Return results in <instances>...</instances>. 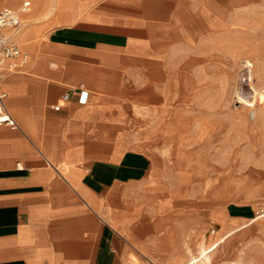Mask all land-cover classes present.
Segmentation results:
<instances>
[{"label":"crops","instance_id":"0c3cea01","mask_svg":"<svg viewBox=\"0 0 264 264\" xmlns=\"http://www.w3.org/2000/svg\"><path fill=\"white\" fill-rule=\"evenodd\" d=\"M255 1L28 0L14 41L29 59L0 84L18 125H0V264H208L264 217L229 229L243 216L227 208L224 232L196 251L200 202L182 178L165 181L136 126L173 97L181 52L216 49Z\"/></svg>","mask_w":264,"mask_h":264},{"label":"rangeland","instance_id":"374dc122","mask_svg":"<svg viewBox=\"0 0 264 264\" xmlns=\"http://www.w3.org/2000/svg\"><path fill=\"white\" fill-rule=\"evenodd\" d=\"M250 9L233 33L219 35L216 49L207 43L181 52L173 97L148 107L136 125L151 142L147 148L164 157L165 181L182 178L188 201L200 202L199 253L224 232L219 217L227 208L243 216L229 229L264 213V0ZM27 23L22 20L17 35ZM25 43L19 42L23 49ZM208 264H264V217L230 235Z\"/></svg>","mask_w":264,"mask_h":264},{"label":"built area","instance_id":"2783aa9c","mask_svg":"<svg viewBox=\"0 0 264 264\" xmlns=\"http://www.w3.org/2000/svg\"><path fill=\"white\" fill-rule=\"evenodd\" d=\"M28 8V0H23V4L18 9L10 7L0 9V84L9 73L28 62V54L22 52L14 41L22 23L21 15L26 12ZM7 29H11L13 34H7ZM79 89L81 91V97L87 96L85 84L82 83L79 85ZM7 96L8 93L0 88V125H7L12 129H18L16 121L13 119L6 106ZM69 97L68 92L63 95L64 100H68ZM53 108L59 110L61 106L55 105ZM210 233L211 235H215L216 228L212 227Z\"/></svg>","mask_w":264,"mask_h":264},{"label":"bare ground","instance_id":"6f19581e","mask_svg":"<svg viewBox=\"0 0 264 264\" xmlns=\"http://www.w3.org/2000/svg\"><path fill=\"white\" fill-rule=\"evenodd\" d=\"M7 97H8V96H7ZM253 101H254V100H253ZM244 102H245V103H248V102H250V101L244 99ZM9 113H10V112H9Z\"/></svg>","mask_w":264,"mask_h":264}]
</instances>
